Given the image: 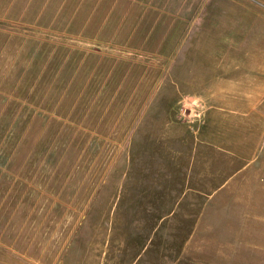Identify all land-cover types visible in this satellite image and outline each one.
Returning a JSON list of instances; mask_svg holds the SVG:
<instances>
[{"label":"rangeland","instance_id":"374dc122","mask_svg":"<svg viewBox=\"0 0 264 264\" xmlns=\"http://www.w3.org/2000/svg\"><path fill=\"white\" fill-rule=\"evenodd\" d=\"M0 264H264V0H0Z\"/></svg>","mask_w":264,"mask_h":264}]
</instances>
